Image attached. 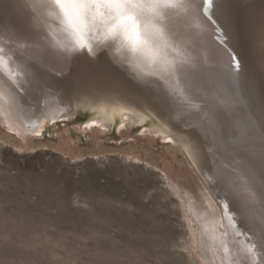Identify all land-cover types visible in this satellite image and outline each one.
Here are the masks:
<instances>
[{
  "label": "rangeland",
  "instance_id": "1",
  "mask_svg": "<svg viewBox=\"0 0 264 264\" xmlns=\"http://www.w3.org/2000/svg\"><path fill=\"white\" fill-rule=\"evenodd\" d=\"M231 1L224 0V6L230 5ZM178 3V8L163 10L160 27L164 30L165 24H168L167 29L177 23L176 33L189 36L185 46L191 50H180L183 45L173 38L175 36H168L166 41L171 49H176L170 52L174 55L170 60L176 66L181 64L186 73L189 70L200 73L198 81L191 80V76L187 79L188 73L185 76L184 72L180 77L185 78L186 88L193 92V99L198 100L195 101L197 107H203V94L208 87L213 88L209 83L214 79L211 75L216 74L213 68L218 70L215 67L218 58L213 54L215 61H208L198 47L191 48L190 42L199 37L204 39V33L213 32L220 25L204 16V0H178ZM0 4V37L13 48L17 42L11 38V41L6 40L4 35L11 37L5 27L14 29L15 26L8 14L6 0H0ZM259 8L257 4V10ZM226 33L224 41L233 39L232 32ZM223 34L220 32V36ZM235 37L239 38L237 34ZM201 41L200 45L203 44ZM0 46V50H6L1 41ZM6 51H12L8 52L11 63L20 59L19 67L25 71L29 69L26 75L34 84L52 78L54 73H47L54 69L53 66L43 61V57L35 56L34 50H27L28 53ZM12 53H15V59ZM82 55L79 54L82 59L77 60L78 65L84 67L86 61L88 74L84 71L82 76L77 74L69 78L78 87L88 76L94 77L92 70L96 67L104 71L103 56L108 54L100 50L95 57L87 53ZM185 66H189V70ZM250 66L254 67L253 64ZM226 67H223L225 77L231 69L230 65ZM153 81L156 88L165 92L164 97L177 110V116L190 113V105L165 87L158 76ZM30 83L27 85L33 89L34 84ZM214 83L215 92L219 90L226 99L215 97V101L221 109L230 106L227 93L217 81ZM92 93L83 95L84 101L79 103L80 114L74 120L46 121L35 133L17 132L6 125L8 123L0 113V264H214L209 254V242L213 239L204 232L192 210V202L187 201L185 195L193 196L198 201L197 206L201 207L199 201L204 191L180 150L170 139L150 136L141 126L132 129L121 126L117 132L109 133L95 124L81 125L82 119L97 103L98 96L94 102ZM48 97L39 96L38 102H45ZM87 101L90 104H86ZM144 102L153 107L163 104L151 100ZM221 113L220 116L225 117L223 123L227 125L223 124L220 141L223 143L219 145L229 147L218 148L217 157L223 160L225 148L234 160L233 168L222 166L225 167L223 175L227 174L225 178H229L225 179V184L223 175L220 177L219 194L227 206L233 225L231 232L236 234L227 238L246 244L243 250L240 248L249 257L248 264H264V199L245 191L244 181L247 173L244 168H251L264 155V140L253 138L254 127L249 121L236 122L233 112L227 115L221 110ZM181 124L178 122L179 127ZM232 147L235 150L244 147L246 151L233 152ZM209 209L210 216L216 217V211ZM219 248L216 247L215 264H226V252Z\"/></svg>",
  "mask_w": 264,
  "mask_h": 264
},
{
  "label": "bare ground",
  "instance_id": "2",
  "mask_svg": "<svg viewBox=\"0 0 264 264\" xmlns=\"http://www.w3.org/2000/svg\"><path fill=\"white\" fill-rule=\"evenodd\" d=\"M258 2L259 1L256 0L255 4V0H253V2L247 0H232L230 5L224 6L225 15L221 13L219 16L214 17L220 25V32H232L233 39L221 43L219 39L220 33L214 30L213 32L209 31L204 33L206 34L204 35V39L199 37L197 40L194 39L191 42L189 41L191 43V48L195 50L198 47L199 49L197 50L202 52L205 59H208V61L210 59H212L213 62L215 61L213 54H215L216 59L218 58L215 62V67L218 69V72L213 68L216 74L211 75L214 79L212 83H209L213 88L211 89L208 87L205 94H203V101L205 102L203 107H197L195 101L198 100L193 99L195 96L191 90L186 88L185 78L180 77L184 72L182 65L176 66L174 64L175 70H173V68L169 67L167 64V61H172L170 57H174V55L170 53V43L166 41V38L168 39V36H175L173 38L183 45L181 48L177 46L180 50H191L185 46L189 36L176 33L179 26L177 23L167 29L166 26L168 24H165V33L163 28L160 27L163 21L162 23L158 21L153 25H148L143 28V31L149 34V39L146 41V48L143 47L138 54L133 55L126 62L121 61L119 63H114L109 55H104L105 61H103L104 66H102L104 67V71H100L96 67L92 70L94 77L90 78L88 76L80 87L74 84L68 76L62 77L65 73L56 70V68L53 70L51 69L49 71L50 73H47L49 75L54 73L51 79L48 77V79L34 84L31 77L29 79L26 75L29 69L26 68L25 71L22 69L23 67H19L22 62H20V59L17 62L11 63L8 52L12 51L6 50H13L15 53L18 52L17 50L21 51V53H28V51L23 50L19 44L10 48L3 43L0 37L3 47L5 46L6 48V50H0V113L3 114L4 120L8 123L6 125H10V127L17 129V132L19 130L23 132V134L35 133L39 131L46 121L74 120L80 114L79 103L84 101L83 95L93 92L92 96L94 97L92 98H94V102L95 97L98 96L96 99L97 103L93 109H90L86 117L82 119L81 125L95 124L106 129L109 133L114 130L117 132L118 128L122 125L123 127L127 126L129 129L141 126V129L149 133L150 136L158 137L159 139H170L174 147L178 148L180 150L178 151L184 156V161H186L190 170L200 182L202 191L206 194H201V198L199 196L201 199V201H199L201 207L197 206L198 201L193 196H190V194L185 195H187V201L190 200V203L192 202V210L196 218L200 220L204 232L207 233L211 240L213 239L212 241L209 240L211 241L209 242V254L211 255L209 256L211 260H213L215 264L216 247H220L219 249L222 248L223 252H226V257L224 256V258L227 260L228 264H248L249 259L247 260V258L249 257H246L247 255L245 252L244 254L242 253L246 244H239V241H228L227 238L230 234L232 235L231 237H235L236 234L231 232V227L233 225L227 207L219 194L221 186L220 177L225 173V170H223L225 167L223 168L222 166L227 165L228 168H233L231 166L234 160L230 159V153L228 152L227 154L225 150V148L228 149L229 146L227 147L225 144L223 146L219 145L223 143H220V141L223 138L222 127L225 120V117L220 116V114H222L221 110L227 115L233 112L232 117L234 121H242L245 123L249 121L254 127V131L252 130L253 138H256L258 141H260L258 139L259 137H261V140L264 138V131L261 134L259 130L263 127V123L258 110L259 108L261 114H264V100L253 79V73L250 68V64H253L254 71L256 67L255 64L261 63L262 58L264 60V50L257 48L259 47L257 43L259 39H256L254 43L257 50H250V43L248 41L252 36L251 33H255L257 31L256 29L264 23V17L257 14ZM260 7L262 6L260 5ZM237 12L239 15L236 16ZM257 19L259 24L255 25ZM154 28L160 30L159 35L153 30ZM236 28L237 32H235ZM242 31H247L246 39L244 38L246 33L243 34V37L240 35ZM235 34H237L239 38L236 39ZM248 35L250 36L249 38ZM4 37L5 39L7 38L6 40L8 41L10 40L5 35ZM199 40L203 43L202 45H200ZM244 48L246 50H244ZM157 50L158 54L153 56L152 53L157 52ZM29 51L31 52V50ZM53 51L54 52L51 51L52 53L46 52L50 56H47L43 61L49 63L53 60L52 57L56 56V53L57 55L59 54V52ZM15 53H12L13 59L16 58V55H14ZM101 53L103 54V52ZM36 55L39 58L42 57L39 52H35V56ZM233 55L237 57L240 64L238 73L235 68L236 61L232 60ZM249 61H251L250 64ZM220 63H222V65L217 66V64ZM49 64L51 65L52 63ZM226 65L231 66V69L228 70L229 76L227 77H225L226 74L223 68H227ZM185 67L189 70V66ZM187 73L184 72L185 76ZM199 74V72L195 73L189 70L187 79L191 76V80H196ZM153 76H158L164 82L165 87L175 91L179 99H181L180 94L182 93L187 97V103L189 105H196V107L190 106L191 110L189 114L177 116L175 113L177 110H175L169 100L164 97L165 92H163L161 88H156ZM61 79H63V81H61ZM30 81L34 84L33 89L35 90H33L30 85H27ZM54 81L57 85L54 84ZM216 81L219 87L229 96L228 102L230 106L224 107L221 105L223 109L220 108L218 101H215L216 98L219 100H226L223 99L224 95L219 92V87L217 85L215 86L218 91L215 92L214 82ZM194 84L197 85L196 83H193V85ZM195 88L196 90L198 89L196 86ZM196 92L197 91L194 93ZM39 96L42 98L43 96L44 98L47 96L49 97L45 102H38L37 97ZM159 97H161L162 100ZM146 100L162 102L163 104H160L159 107H153L152 105L146 106L144 102ZM140 102H143V104H140ZM86 104H90V101H87ZM157 108L165 111H160ZM217 112L219 115H217ZM178 122L182 123L181 125L183 128H180L181 125L180 127L178 126ZM257 127H259L258 131H256ZM221 147H225L223 151L226 153L225 155H220L223 157V160L217 157ZM237 148L240 149L241 152L246 151L244 147ZM236 150L234 147L231 149L233 152H236ZM223 151L221 154H223ZM247 159L249 158L247 157ZM256 161L257 162L252 165L253 168L251 167L253 170L249 167L244 168L245 171H247L246 175H244L245 185L248 191L253 193V195L255 194L256 185L248 182V177L255 175V177L259 179L264 175V155L263 157H259V160L257 159ZM185 167L184 164V168ZM191 171L188 170V173ZM258 171H260V173H258ZM191 174L192 173L189 175L191 176ZM226 175L222 177L224 184L226 180L229 179L225 178L228 177ZM231 185H233L232 182ZM233 186L237 189L235 185ZM254 196L256 197V195ZM203 204L208 208L205 206L204 208ZM208 209L216 211V217L213 215L214 219L210 216V213H208L210 212L207 211ZM213 213H211V215ZM216 236H219V242ZM220 242H222V244L218 245L217 243ZM221 245L223 246L221 247ZM240 247H242V250ZM246 249L248 248H245V250ZM250 258L252 259V257Z\"/></svg>",
  "mask_w": 264,
  "mask_h": 264
},
{
  "label": "clouds",
  "instance_id": "3",
  "mask_svg": "<svg viewBox=\"0 0 264 264\" xmlns=\"http://www.w3.org/2000/svg\"><path fill=\"white\" fill-rule=\"evenodd\" d=\"M22 6L33 14L57 52L71 58L80 53L94 57L103 50L114 63L126 62L143 48L134 43L131 31L118 24L120 17L133 13L139 37L147 41L149 34L143 28L161 21L164 9L180 7L178 0H22Z\"/></svg>",
  "mask_w": 264,
  "mask_h": 264
},
{
  "label": "water",
  "instance_id": "4",
  "mask_svg": "<svg viewBox=\"0 0 264 264\" xmlns=\"http://www.w3.org/2000/svg\"><path fill=\"white\" fill-rule=\"evenodd\" d=\"M5 6V4H3ZM262 6L258 9V15L260 14L262 17H264V0H261L258 2V6ZM2 7V5L0 4ZM0 7V9H1ZM6 8L9 11L8 14L11 16V20L13 21V27H5L7 30V33L11 36L12 40L16 41L17 44H20V47L23 48V50H34L35 52H39L40 55L45 59L48 55L46 52H54L55 50L52 46L51 41L49 40L48 36L44 32V30L39 26V24L36 22L33 14L29 12L24 6H22V0H6ZM6 23V22H5ZM257 31L255 33H251V37L248 35V41L250 43V50H264V23L259 26V28L256 29ZM235 32H237V28L235 29ZM246 33V34H245ZM243 34H245L244 38L246 39L247 37V31L243 32L240 34L243 37ZM10 39V40H11ZM256 39L258 46L256 48V45L254 44ZM246 48V47H245ZM244 48V50H246ZM52 51V52H51ZM56 51V50H55ZM83 53H80L82 55ZM77 58H68L64 56L62 53H59L56 56L52 57L53 60L49 63H52L51 65L53 68H56L58 71H63L65 75H62V77L68 76L69 78H72L74 75H80L82 76V72L86 71V61H84L85 65L84 67H81L79 69V61L78 59H82V57L78 55ZM262 57V55H261ZM56 59V60H55ZM58 59V60H57ZM55 60V61H54ZM262 62L259 64H255V69L253 71V68H251L252 73H253V79L256 82L261 94L262 98L264 100V60L263 58L261 59ZM62 67V69H61ZM252 67V66H250ZM61 69V70H60ZM80 71H82L80 73ZM63 81V79H61ZM55 83V81H54ZM65 84V82H64ZM59 88V87H58ZM259 110V115L261 118V121L263 123V127L259 129L261 134L264 131V114H261V110ZM264 140V138H263Z\"/></svg>",
  "mask_w": 264,
  "mask_h": 264
},
{
  "label": "snow or ice",
  "instance_id": "5",
  "mask_svg": "<svg viewBox=\"0 0 264 264\" xmlns=\"http://www.w3.org/2000/svg\"><path fill=\"white\" fill-rule=\"evenodd\" d=\"M124 2L132 3L133 0H124ZM223 7H224V0H204V4H203L204 16H207L209 20H212L213 23H216V20L214 19V17H217L222 13ZM125 21L127 22L126 24H125ZM118 24L121 27L128 29L129 31H131L134 34V36H135L134 43H138L139 45H143L144 48L147 47V42L144 40H141L139 37V25H138V21H136L135 15L133 13L129 12L127 15L120 17V19L118 20ZM153 30L156 32L157 35L160 34L159 29L154 28ZM216 31H217V33H220L221 30H220V28H217ZM226 35H227V33L225 32L223 34V36L219 37L221 43L224 42V36H226ZM152 54H153V56L157 55L158 50H157V52H153ZM232 60L236 61L235 68L237 69V73H238V70L240 68L239 61L237 60V57L235 55L232 56ZM185 63H186V61H185ZM167 64L169 67H172L173 70H175V66H174L173 61H167ZM180 98L187 102V97L184 96L182 93L180 94ZM190 106L196 107V105H190ZM248 182L256 185L255 195H258L261 199H264V175H262L259 179H257L255 177V175L249 176ZM245 191H248L247 186H245ZM250 195H253V194L250 193Z\"/></svg>",
  "mask_w": 264,
  "mask_h": 264
}]
</instances>
